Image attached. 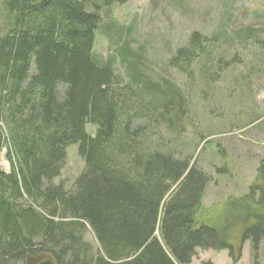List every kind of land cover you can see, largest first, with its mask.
I'll use <instances>...</instances> for the list:
<instances>
[{
    "label": "trees",
    "instance_id": "trees-1",
    "mask_svg": "<svg viewBox=\"0 0 264 264\" xmlns=\"http://www.w3.org/2000/svg\"><path fill=\"white\" fill-rule=\"evenodd\" d=\"M129 1H1L0 151L11 168L0 171V264H189L196 248L237 264L245 241L256 264L264 160L246 193L197 218L209 177L176 153L182 92L156 89L131 60L123 76L93 55L100 9ZM214 41L191 33L169 65L190 76ZM70 144L84 167L67 190L53 180Z\"/></svg>",
    "mask_w": 264,
    "mask_h": 264
},
{
    "label": "rangeland",
    "instance_id": "rangeland-1",
    "mask_svg": "<svg viewBox=\"0 0 264 264\" xmlns=\"http://www.w3.org/2000/svg\"><path fill=\"white\" fill-rule=\"evenodd\" d=\"M99 15L92 49L97 59L110 62L114 74L123 76L131 60L139 72L160 83L156 89L171 83L185 97L176 153L192 154L209 177L197 218L204 217L205 207L220 211L226 199L246 193L264 160V0H130L102 7ZM193 32L214 39V50L199 56L186 76L168 61L187 46ZM118 49L127 52L124 60ZM86 130L93 135L95 126L88 124ZM6 153L3 147L0 171L8 173ZM83 167L77 145L70 144L53 182L68 190ZM85 237L95 244L88 228ZM204 262L232 264L228 250L196 248L190 264ZM237 264H252L249 241L242 242ZM256 264H264V240Z\"/></svg>",
    "mask_w": 264,
    "mask_h": 264
},
{
    "label": "water",
    "instance_id": "water-1",
    "mask_svg": "<svg viewBox=\"0 0 264 264\" xmlns=\"http://www.w3.org/2000/svg\"><path fill=\"white\" fill-rule=\"evenodd\" d=\"M38 264H53L50 260H45V261H42Z\"/></svg>",
    "mask_w": 264,
    "mask_h": 264
}]
</instances>
